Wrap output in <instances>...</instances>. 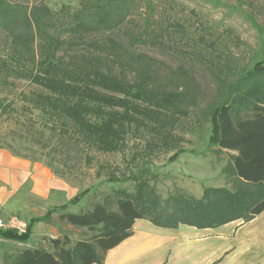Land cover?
I'll list each match as a JSON object with an SVG mask.
<instances>
[{
	"label": "trees",
	"instance_id": "1",
	"mask_svg": "<svg viewBox=\"0 0 264 264\" xmlns=\"http://www.w3.org/2000/svg\"><path fill=\"white\" fill-rule=\"evenodd\" d=\"M112 1L110 10L80 13L68 31L109 30L126 23L127 0ZM18 21L24 23V32H16ZM50 21L51 13L45 5H32L26 12L17 0H0V85L11 78L35 87L22 94L28 105L21 108L38 111L51 140L113 152L121 148L127 133L152 128L151 124L163 128L175 124L188 115V106L195 104L196 84L185 68L161 75L152 58L117 43L105 50L108 61L95 51L79 53L70 48L73 43L67 37L62 39L48 30ZM164 31L157 26L126 37L150 43ZM59 51L64 54L58 56ZM189 54L208 60L200 51ZM231 68L224 56L217 66L208 68L212 75H221L224 95L208 103L203 112L210 124L209 146L236 151L228 155L223 168L230 179L232 175L237 178L233 180L234 191L205 188L199 199L176 195L170 198L176 204L174 211L166 213L154 190L139 180L133 193L124 189L113 192V209L107 207L105 196L89 210L59 213L66 224L84 229L83 238L71 244L67 236L52 237L48 239L49 248L27 246L14 255L4 253L3 264H102L106 252L132 234L136 219L160 227L174 228L182 223L205 228L238 217L246 221L263 211L264 57L250 70L238 72L234 80L228 78ZM177 76L185 82L174 80ZM0 111L17 112L19 108L0 105ZM34 132L28 128L29 135ZM14 155L24 158L17 152ZM79 195L68 202L73 204ZM55 209L27 220L24 232L0 228V239L26 243L34 223L49 221Z\"/></svg>",
	"mask_w": 264,
	"mask_h": 264
},
{
	"label": "rangeland",
	"instance_id": "2",
	"mask_svg": "<svg viewBox=\"0 0 264 264\" xmlns=\"http://www.w3.org/2000/svg\"><path fill=\"white\" fill-rule=\"evenodd\" d=\"M17 2L25 7L26 12L32 5L48 7L51 13L48 30L62 39L67 37V40L72 41L70 48L74 51H95L108 61L105 50H110L113 43L122 44L133 53L152 58L161 75H169L179 67L185 68L194 79L197 89L196 102L188 106L187 116L178 118L175 124H167L165 128L164 125L157 127L151 124L152 128L141 127L129 132L119 150L103 153L89 149L82 143L51 140L38 111L21 108L28 105L22 94L35 88L27 81L9 78L5 85H0V105L19 108L17 112L0 111V147L46 166L69 186L67 193H54L52 190L47 202L32 203L36 208L34 215L45 213L53 207L58 208L50 214L45 231L35 233L32 237L30 246L49 248L50 235L67 236L71 244L83 238L84 229L66 224L59 218V213L89 210L101 203L105 196H108L107 207L113 209V192L124 189L133 193L139 180H144L154 190L166 213L175 209L176 204L170 199L173 196L199 199L205 188L235 190L236 184L223 170L230 153L216 150L208 144L210 124L203 111L213 99L224 95L221 75H212L208 68L217 66L223 56L227 57L232 67L228 78L234 80L238 72L244 73L263 60L264 0H127L126 23L114 29L76 33L68 29L75 25L80 13L110 10L114 1ZM18 23L14 26L16 32H24V23ZM157 26L166 31L153 42L126 37V34L132 35L144 29L149 31ZM32 29L34 31V26ZM0 32L1 36V28ZM37 44L35 38L33 45L36 53ZM189 51H200L208 60L202 56L191 57L194 55H190ZM61 54L64 53L57 52L58 56ZM180 79L185 82L182 77H174V80ZM28 128L34 129L35 134L29 135ZM77 194L80 195L76 202L69 203ZM19 218L28 220L26 217ZM23 247L27 245L0 241V264H3L4 253L14 255ZM260 255L261 252L254 248L245 260L251 264H264V257Z\"/></svg>",
	"mask_w": 264,
	"mask_h": 264
},
{
	"label": "crops",
	"instance_id": "3",
	"mask_svg": "<svg viewBox=\"0 0 264 264\" xmlns=\"http://www.w3.org/2000/svg\"><path fill=\"white\" fill-rule=\"evenodd\" d=\"M227 151L236 154L234 150ZM235 179L232 175V182ZM68 189L66 181L46 166L0 147V205L4 217L29 220L42 216L46 212L34 215L36 208L32 203L47 202L52 190L64 194ZM47 222L34 223L28 241L23 244L30 246L32 237L45 231ZM254 248L264 257V210L246 221L238 217L205 228L182 223L174 228L160 227L136 219L132 234L110 248L102 264H251L245 258Z\"/></svg>",
	"mask_w": 264,
	"mask_h": 264
},
{
	"label": "built area",
	"instance_id": "4",
	"mask_svg": "<svg viewBox=\"0 0 264 264\" xmlns=\"http://www.w3.org/2000/svg\"><path fill=\"white\" fill-rule=\"evenodd\" d=\"M0 228L14 229L19 233L24 232L26 228V221L17 216L4 217L2 215V208L0 205Z\"/></svg>",
	"mask_w": 264,
	"mask_h": 264
}]
</instances>
